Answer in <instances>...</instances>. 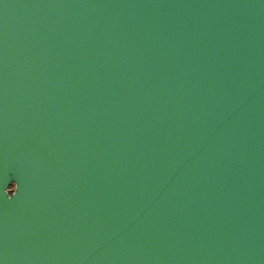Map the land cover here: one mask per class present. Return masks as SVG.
<instances>
[{
  "label": "water",
  "instance_id": "95a60500",
  "mask_svg": "<svg viewBox=\"0 0 264 264\" xmlns=\"http://www.w3.org/2000/svg\"><path fill=\"white\" fill-rule=\"evenodd\" d=\"M0 264H264V0H0Z\"/></svg>",
  "mask_w": 264,
  "mask_h": 264
}]
</instances>
